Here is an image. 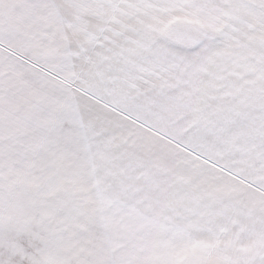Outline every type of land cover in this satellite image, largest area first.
Segmentation results:
<instances>
[{
	"label": "snow or ice",
	"instance_id": "1",
	"mask_svg": "<svg viewBox=\"0 0 264 264\" xmlns=\"http://www.w3.org/2000/svg\"><path fill=\"white\" fill-rule=\"evenodd\" d=\"M0 264H264V0H0Z\"/></svg>",
	"mask_w": 264,
	"mask_h": 264
}]
</instances>
